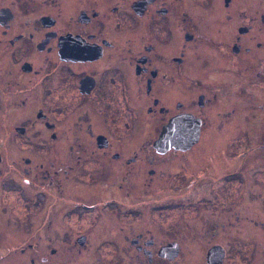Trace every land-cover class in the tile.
<instances>
[{
  "label": "flooded vegetation",
  "instance_id": "obj_1",
  "mask_svg": "<svg viewBox=\"0 0 264 264\" xmlns=\"http://www.w3.org/2000/svg\"><path fill=\"white\" fill-rule=\"evenodd\" d=\"M0 204V264H264V0H0Z\"/></svg>",
  "mask_w": 264,
  "mask_h": 264
},
{
  "label": "water",
  "instance_id": "obj_2",
  "mask_svg": "<svg viewBox=\"0 0 264 264\" xmlns=\"http://www.w3.org/2000/svg\"><path fill=\"white\" fill-rule=\"evenodd\" d=\"M169 126L166 127L165 130H168ZM193 135V134H192ZM172 140L169 139V135L167 133H163L160 140L158 142L160 143H166V142H171Z\"/></svg>",
  "mask_w": 264,
  "mask_h": 264
},
{
  "label": "rangeland",
  "instance_id": "obj_3",
  "mask_svg": "<svg viewBox=\"0 0 264 264\" xmlns=\"http://www.w3.org/2000/svg\"><path fill=\"white\" fill-rule=\"evenodd\" d=\"M207 159H210V157L208 156ZM247 198H248V197H247ZM3 206H4V205H1V204H0V209L3 208Z\"/></svg>",
  "mask_w": 264,
  "mask_h": 264
}]
</instances>
